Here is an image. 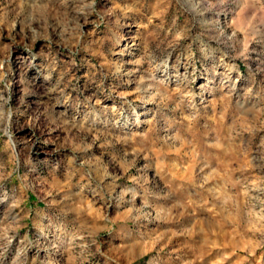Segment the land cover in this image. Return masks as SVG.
<instances>
[{
    "label": "rangeland",
    "instance_id": "374dc122",
    "mask_svg": "<svg viewBox=\"0 0 264 264\" xmlns=\"http://www.w3.org/2000/svg\"><path fill=\"white\" fill-rule=\"evenodd\" d=\"M0 264H264V0H0Z\"/></svg>",
    "mask_w": 264,
    "mask_h": 264
}]
</instances>
